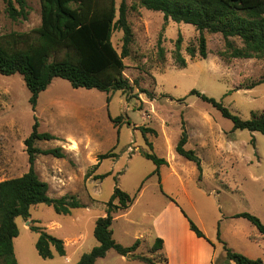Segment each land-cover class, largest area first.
I'll return each mask as SVG.
<instances>
[{"label": "rangeland", "instance_id": "1", "mask_svg": "<svg viewBox=\"0 0 264 264\" xmlns=\"http://www.w3.org/2000/svg\"><path fill=\"white\" fill-rule=\"evenodd\" d=\"M121 1L116 0L118 8ZM127 2L130 8L137 6V10H129L135 42L131 55L124 59V74L133 86L132 92L108 94L97 89H74L67 80L55 78L41 93L34 111L23 76L0 74V181L29 171L25 140L37 118L39 131L49 132L56 139L39 141L36 146L43 150L62 148L65 157L39 155L36 172L49 184L51 197L75 195L85 206L74 209L71 215H60L52 207L39 204L31 208L28 221L17 218L20 233L14 239V247L18 264H77L85 253L99 245L94 235L96 222L105 216L116 187L134 198L131 212L114 215L115 240L123 246H132L140 239L143 254L150 255L149 240L154 233L149 226L173 202L198 227L203 223L212 240L208 241L222 251L214 217L225 225L237 224L241 230L239 248L264 260V244L257 245L249 239L258 228L247 219L234 217L250 213L264 224V135L234 131L231 120L191 94L197 90L222 101L232 113L248 120L252 112L264 111V84L245 89L264 77V60L226 63L218 56L225 47L223 36L207 31L204 35L208 58H191L186 49L198 47L200 35L193 25L173 21L166 25L163 13L143 8L140 0ZM27 3V20L13 21L6 12V0H0V36L31 32L41 26L40 0ZM164 27L166 58L161 60L157 54L158 38ZM179 34L187 60L184 69L178 68L173 57ZM112 42L121 53L123 32L115 31ZM237 43L240 45L239 40ZM119 116L120 129L113 123ZM183 126L189 135L186 149L195 151L201 159V177L196 164L176 152ZM144 127L157 131V135L147 134L153 150L141 130ZM109 152L117 157L99 160L100 155ZM144 152L169 162L161 168L160 176L154 173L156 165L143 156ZM103 175L106 177L95 178ZM32 225L62 239L66 255L61 256L52 248L54 258L43 259L36 249L39 233L31 230ZM115 257L113 250L108 260L99 264H110Z\"/></svg>", "mask_w": 264, "mask_h": 264}, {"label": "trees", "instance_id": "2", "mask_svg": "<svg viewBox=\"0 0 264 264\" xmlns=\"http://www.w3.org/2000/svg\"><path fill=\"white\" fill-rule=\"evenodd\" d=\"M127 1L122 0L118 8L116 0H40L42 22L39 28L31 32H12L0 36V74L23 76L31 92L30 103L34 111L41 93L49 88L55 78L67 80L74 89H97L108 94L117 91L132 92L133 86L124 74L126 69L124 59L131 55L135 42L133 27L128 20L129 10H137V6L133 5L130 8ZM6 5L10 19L27 20L29 16L27 0H6ZM140 5L147 10L163 13L166 25L169 21L185 23L193 25L199 31L198 47L189 46L186 49L191 58H196L197 55L202 59L208 58L207 39L204 35L207 31L223 36L225 47L218 52V56L226 63L249 59L264 60V0H140ZM117 30L123 32L121 53L112 42L113 34ZM165 30L164 27L158 38L157 54L161 60L166 58L163 46ZM237 40L240 41V45ZM182 44L183 37L179 34L173 53L179 69L187 67ZM261 84H264V77L246 86L245 89L251 90ZM191 94L210 104L224 118L231 120L234 131L249 130L264 135V111L252 112L251 118L244 120L232 113L222 101L197 90H193ZM150 97L152 100L155 99L151 94ZM110 99L108 97V101ZM113 123L120 129L122 117L114 118ZM39 127L40 123L35 118L33 131L25 140L29 171L20 177L0 181V261L3 264H18L14 239L19 236L20 230L16 220L22 217L28 221L33 206L45 204L60 215H71L74 209L85 207L75 195L66 194L59 198L49 195V184L43 181L35 170L37 157L51 155L55 158H64L65 153L62 148L43 150L37 147L36 143L39 141L56 139L49 132H40ZM141 130L150 149L153 150V144L148 141L147 134L157 135V131L147 127ZM188 142V131L183 126L176 152L195 163L201 177L203 173L201 159L195 151L186 149ZM143 156L156 165L154 173L159 176L160 168L169 164L166 159L154 153L144 152ZM116 157V153L109 152L100 155L99 160ZM87 177L90 178L91 174ZM105 177L106 175L95 178ZM133 203V197L116 187L107 204L105 216L96 222L94 235L99 245L85 253L77 264H96L98 259L105 258L111 250L145 264L162 263L161 257L137 253L141 245L140 239L132 246H123L114 238L112 228L114 215L129 210ZM234 217L247 219L264 235V224L258 217L250 213H239ZM189 223L190 229L199 238L207 239L192 220L189 219ZM30 228L39 233L36 249L43 259L54 258L52 248L59 255H66L62 239L49 234L43 227L32 225ZM218 239L226 252V264L230 261L236 264H264L263 259H251L230 248L221 239L220 231ZM252 239L256 238L252 236ZM163 248L164 241L158 238L150 252L155 254Z\"/></svg>", "mask_w": 264, "mask_h": 264}, {"label": "crops", "instance_id": "3", "mask_svg": "<svg viewBox=\"0 0 264 264\" xmlns=\"http://www.w3.org/2000/svg\"><path fill=\"white\" fill-rule=\"evenodd\" d=\"M132 207L130 208L132 209ZM131 209L127 210V212H131ZM214 219L216 223L215 228L217 227L221 233L222 240L225 241L230 248L244 253V255L251 259L259 258V256L249 254L250 252L239 248L238 240L240 238L241 230L238 229L237 224L228 222L225 225V222H219V218L214 217ZM149 228L151 232L154 233L152 240H149V252L155 244L156 239L161 238L164 241V248L161 251L155 254H151L150 252L152 257H161L160 260H163L161 264H226L227 262L224 248L222 251L216 243H210L207 240L210 239V241H212L209 234L206 232L204 224L202 223L199 228L205 234L207 239L199 238L190 229L189 219L173 202L166 205V207L155 217L153 225L149 226ZM258 232L259 231H257V233L252 231L254 234H251L249 239L257 245L262 243L264 244V235ZM252 236L256 239L253 240ZM219 244L223 246L222 243L219 242ZM142 247L143 245L141 243L137 250L138 254H143ZM111 251L108 252L105 258L98 259L96 264H99L101 261L108 260ZM114 252L116 251L114 250ZM116 254L117 257L113 258L110 264H145L141 261L133 260L130 257H123L117 252ZM228 264L236 263L230 261Z\"/></svg>", "mask_w": 264, "mask_h": 264}, {"label": "bare ground", "instance_id": "4", "mask_svg": "<svg viewBox=\"0 0 264 264\" xmlns=\"http://www.w3.org/2000/svg\"><path fill=\"white\" fill-rule=\"evenodd\" d=\"M75 145H77L76 143H75ZM74 145V148H76V146Z\"/></svg>", "mask_w": 264, "mask_h": 264}]
</instances>
